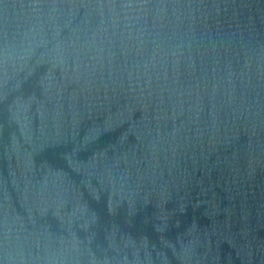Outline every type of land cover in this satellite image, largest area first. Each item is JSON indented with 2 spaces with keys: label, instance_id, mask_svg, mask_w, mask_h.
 <instances>
[{
  "label": "water",
  "instance_id": "obj_1",
  "mask_svg": "<svg viewBox=\"0 0 264 264\" xmlns=\"http://www.w3.org/2000/svg\"><path fill=\"white\" fill-rule=\"evenodd\" d=\"M0 264H264V0H0Z\"/></svg>",
  "mask_w": 264,
  "mask_h": 264
}]
</instances>
